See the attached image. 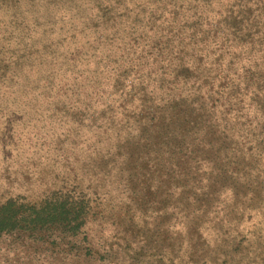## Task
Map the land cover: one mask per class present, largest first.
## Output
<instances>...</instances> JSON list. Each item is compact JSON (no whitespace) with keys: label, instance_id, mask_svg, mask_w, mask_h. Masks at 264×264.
Segmentation results:
<instances>
[{"label":"rangeland","instance_id":"rangeland-1","mask_svg":"<svg viewBox=\"0 0 264 264\" xmlns=\"http://www.w3.org/2000/svg\"><path fill=\"white\" fill-rule=\"evenodd\" d=\"M0 264H264V0H0Z\"/></svg>","mask_w":264,"mask_h":264},{"label":"trees","instance_id":"trees-1","mask_svg":"<svg viewBox=\"0 0 264 264\" xmlns=\"http://www.w3.org/2000/svg\"><path fill=\"white\" fill-rule=\"evenodd\" d=\"M68 215L70 213L64 209L62 202L24 205L9 200L0 205V233L13 230L36 232L56 224L67 226L72 220Z\"/></svg>","mask_w":264,"mask_h":264}]
</instances>
